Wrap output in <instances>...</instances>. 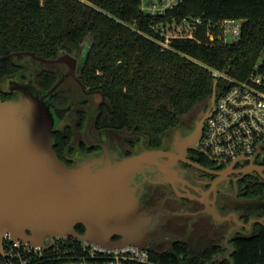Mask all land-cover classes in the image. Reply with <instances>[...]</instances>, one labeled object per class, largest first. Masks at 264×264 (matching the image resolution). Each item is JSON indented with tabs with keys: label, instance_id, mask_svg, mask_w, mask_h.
Wrapping results in <instances>:
<instances>
[{
	"label": "trees",
	"instance_id": "obj_1",
	"mask_svg": "<svg viewBox=\"0 0 264 264\" xmlns=\"http://www.w3.org/2000/svg\"><path fill=\"white\" fill-rule=\"evenodd\" d=\"M141 6L142 0H0V57L26 51L43 59H56L63 52L77 58L87 54L79 80L103 98L93 116L96 128L129 132L157 147L196 108L208 109L213 94L229 87L228 79L214 71L241 80L252 70L264 53V0H182L157 15ZM196 18L202 23L195 24ZM227 18L242 21L240 38L233 43L210 41L208 31L217 36L218 25ZM185 19L187 27L181 28L189 30L173 33L168 47H163L160 41L165 36L151 25L181 24ZM58 66L28 54L0 59V95L6 101L14 97L1 91L12 77L21 82L32 79L35 88L48 91L62 76ZM65 86L64 82L50 94L53 105H72L73 97L63 92ZM76 109L80 120L76 130L82 132L87 114ZM51 136L54 151L63 160L76 131L58 127ZM199 156L216 164L202 153ZM247 175L242 209L250 212V220L263 219L264 177ZM250 228L251 233L230 239L228 252L212 240L192 246L178 240L166 250L149 249L150 263L128 264H264V221L252 222Z\"/></svg>",
	"mask_w": 264,
	"mask_h": 264
},
{
	"label": "water",
	"instance_id": "obj_2",
	"mask_svg": "<svg viewBox=\"0 0 264 264\" xmlns=\"http://www.w3.org/2000/svg\"><path fill=\"white\" fill-rule=\"evenodd\" d=\"M26 54L41 62H64L69 67V72L51 89L40 91L48 100L63 80L74 74L76 59L69 53H62L56 59H43L26 51L0 59ZM30 91L33 90L22 86L17 98L0 100V240L8 233L13 239L42 246L46 236L71 235L106 248L120 249L127 245L144 248L141 242L148 238L147 220L139 211L134 189L144 180L170 181L169 174L175 172L171 169L173 162L161 158L166 156L171 160L175 156L154 149L118 159L104 155L91 157L69 167L58 159L53 149L51 133L56 125L47 127L45 143L38 142L30 127L29 119L37 117L33 103H29ZM213 100L214 94L211 103ZM207 114L208 111L204 118ZM201 125L202 122L197 123L192 138L200 137ZM257 155L264 156V152L259 148L243 169L233 170L231 164L213 173L221 178L229 173L251 172L264 177V165L253 163ZM78 170L82 171L80 175L76 173ZM263 221L264 218L251 219L247 226ZM78 224L84 226V234L75 230ZM113 234L121 235V240L111 241Z\"/></svg>",
	"mask_w": 264,
	"mask_h": 264
},
{
	"label": "flooded vegetation",
	"instance_id": "obj_3",
	"mask_svg": "<svg viewBox=\"0 0 264 264\" xmlns=\"http://www.w3.org/2000/svg\"><path fill=\"white\" fill-rule=\"evenodd\" d=\"M86 56L85 53L80 58L74 56L76 59L74 74L68 75L61 83V85L66 83L63 92L67 93V97H73L75 105L73 103L72 105L75 110H72L71 104L64 107L54 104V108L63 116L55 128L59 127L63 131L64 128L70 126L76 131V136L71 142L72 145L62 154L63 160L56 154L58 159L61 162L64 161L63 163L69 167H75L91 157L104 155L118 159L154 149L175 156L171 160L166 156L161 158L163 161L173 162L171 169H175V172L172 175L169 174L170 181L144 180L134 189L139 211L147 220L145 231L148 238L141 242L144 244L142 249L156 251L168 249L174 241L178 240H183L190 246L198 245L206 237H210L209 240L218 244H220L218 240L222 239L221 244L227 248L225 244L230 243V239L234 235L251 233L250 226H247L250 225V212L242 209L246 203L242 189L244 185H248V173H229L226 178H221L220 175L213 172L222 171L229 165L221 168L218 164L210 165L203 162L199 156L201 152L198 147V137L192 138L199 122H202V132L205 124L204 116L208 109L196 108L192 114L181 121L177 129L166 134L162 143L154 148L138 138L137 135L134 136L129 132L111 133L105 129L98 130L94 125L93 116L100 108L101 101H98L97 98L99 94L82 87L79 80L80 68ZM51 64L59 65L57 70L62 73L61 78L69 72V67L64 62ZM28 82L33 83V80L27 79V81L21 82L18 78H10L6 86L2 85L1 91L5 94H13L12 99L17 98L20 95L21 87ZM70 84L74 85V88L70 87ZM77 84L80 89L75 86ZM101 99L103 100V98ZM0 100L7 102V99H4L2 95H0ZM49 101L51 102L50 99ZM83 101H88V103H82ZM76 107L83 108L87 114L82 132L76 130L80 124V120L76 119ZM71 115H74L75 118L70 119ZM73 147L75 149L71 152ZM261 156L256 157L253 163L259 166L264 165V156ZM193 163L209 171L206 172ZM245 166H247V161L243 160L232 164L231 167L233 170H238ZM79 226H82V232L78 231ZM75 230L84 234L85 228L82 224H78ZM121 238V235L113 234L110 240L118 242Z\"/></svg>",
	"mask_w": 264,
	"mask_h": 264
},
{
	"label": "built area",
	"instance_id": "obj_4",
	"mask_svg": "<svg viewBox=\"0 0 264 264\" xmlns=\"http://www.w3.org/2000/svg\"><path fill=\"white\" fill-rule=\"evenodd\" d=\"M142 0L141 9L151 15L164 13L182 0ZM201 24V18L194 19ZM183 20L181 26H186ZM242 21L227 18L218 25L220 32L215 36L208 31L210 41L233 43L240 38ZM151 28L165 36L160 41L168 47L172 34H165L162 25ZM264 54V53H263ZM214 75L225 77L229 87L220 94L214 93L208 108L198 147L200 152L218 165L225 166L239 161L252 160L260 148L264 151V57L253 65L249 74L241 79L230 78L214 71ZM260 155H257V157ZM129 262L150 263L149 252L136 247L112 249L99 246L88 240L71 235L46 236L43 245L13 239L4 233L0 240V264H128Z\"/></svg>",
	"mask_w": 264,
	"mask_h": 264
},
{
	"label": "rangeland",
	"instance_id": "obj_5",
	"mask_svg": "<svg viewBox=\"0 0 264 264\" xmlns=\"http://www.w3.org/2000/svg\"><path fill=\"white\" fill-rule=\"evenodd\" d=\"M160 25H162L164 27L163 31L165 34H172L173 35V33H177L180 29H182V30L185 29V32L189 30L188 28H186L187 26L181 28L180 24H175V23H168V24L166 23L165 25H163V24H160ZM63 53H65V52H63ZM71 55H73V54H71ZM263 57H264V54H262L261 58H263ZM12 78H16V77H12ZM6 83H7V81L3 83V86H6ZM23 87L26 89L29 88V89L33 90V91H30L32 93L29 96V103L30 104L33 103V107L36 110L37 117H38L37 118L34 116V117L30 118L29 119V125H30V127H32L34 129V132H35L34 134L37 137L38 142L39 143H45V140H46L45 139L46 138L45 131H46L47 127L49 125H51V126L57 125L63 118L62 113H58L57 112L58 110H56V108L52 107L48 98L42 92L38 91V89L35 88L33 83L28 82ZM70 87L74 88V85H71ZM72 91H73V89H72ZM97 98L99 100V98H101V96L99 95V96H97ZM44 112H45V114L43 115ZM41 115H43V116H41ZM81 172H82L81 170L76 171V173H78L79 175L81 174ZM206 239L209 240L210 237H206V238L202 239L201 241H204ZM221 240L222 239H219L218 241L221 243ZM225 245L228 248L227 252L230 251L231 247H232L231 243H228V244L226 243ZM166 249L167 248L162 249V250H166Z\"/></svg>",
	"mask_w": 264,
	"mask_h": 264
}]
</instances>
